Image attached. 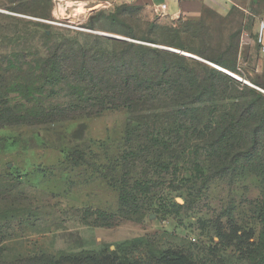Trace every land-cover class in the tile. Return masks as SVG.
<instances>
[{
  "label": "rangeland",
  "instance_id": "374dc122",
  "mask_svg": "<svg viewBox=\"0 0 264 264\" xmlns=\"http://www.w3.org/2000/svg\"><path fill=\"white\" fill-rule=\"evenodd\" d=\"M37 1L0 0V10L8 12H0V112L19 109V63L32 62L36 51H45L46 32L81 41L97 37L120 40L99 34L129 41L106 30L109 20L105 18L113 13H128L121 18L123 25L140 36L160 37L164 29H174L172 19L159 17L155 6L114 0H53L52 17L65 16L86 28L97 18L94 30L99 34L68 31L16 10L33 11ZM55 1L64 2L65 13ZM67 2H81L90 12L76 13L77 5L70 7ZM261 6L262 0H216L205 9L203 29L187 18L177 28L186 32L180 36L189 46L204 44L216 56H233L241 71L235 75L249 84L237 81L264 95L254 84H264L257 35ZM178 54L192 58L185 51ZM26 55L32 56L25 59ZM209 107L216 119L224 111L240 118V112L218 102ZM2 122L0 116V264H168L154 255L170 249L188 254L197 264H249L248 256L259 248L263 226L258 201L264 170L260 160L249 166L233 164L227 173L237 179L230 182L219 178L222 167L217 162L212 169L201 162L206 160L203 143L191 137L188 155L177 169L147 171L148 158L142 156L138 135L128 139L135 122L124 108L48 126ZM137 180L148 181V185L132 199ZM125 191L130 197L122 199ZM122 211H128L131 219H119ZM102 213L118 223L102 226L98 221ZM138 239L146 243L137 249H121Z\"/></svg>",
  "mask_w": 264,
  "mask_h": 264
},
{
  "label": "trees",
  "instance_id": "16d2710c",
  "mask_svg": "<svg viewBox=\"0 0 264 264\" xmlns=\"http://www.w3.org/2000/svg\"><path fill=\"white\" fill-rule=\"evenodd\" d=\"M52 2L38 0L33 11L19 7L16 10L49 20L53 18ZM205 9L198 21L187 19L189 23L203 29ZM126 15L113 13L110 19L105 18L109 20L105 28L129 41L99 37L81 41L44 33L45 51H36L32 62L19 63V109L0 112L1 124L48 126L124 108L135 122L128 139L132 134L138 135L142 156L148 158L147 171L169 172L175 166L177 169L188 155L191 137L200 138L203 143L206 160L201 162L210 169L216 162L222 167L219 178H228L230 182L237 179L235 174L227 173L237 162L249 166L260 160L264 165V95L217 70L220 67L240 75L234 57L228 53L216 56L204 44L192 47L184 43L180 34L186 32L177 28L185 18L183 15L171 20L174 29H164L160 37L133 33L121 21ZM96 19L92 18L88 27L95 32ZM143 43L185 51L218 68ZM254 82L264 90L263 83ZM217 102L232 107L235 113L240 112V118L234 119L232 113L224 110L220 118L212 117L209 106ZM133 156L137 157L135 153ZM190 164L200 168L197 163ZM260 178L258 208L263 229L259 248L247 258L249 264H264V170ZM143 185H148V181H135L132 199L143 193ZM128 196L125 191L122 199ZM131 216L128 211H122L119 219L128 220ZM98 221L102 226L118 223L105 213ZM145 243L144 239H138L126 242L121 249H137ZM154 256L168 264H197L178 250H159Z\"/></svg>",
  "mask_w": 264,
  "mask_h": 264
},
{
  "label": "built area",
  "instance_id": "2783aa9c",
  "mask_svg": "<svg viewBox=\"0 0 264 264\" xmlns=\"http://www.w3.org/2000/svg\"><path fill=\"white\" fill-rule=\"evenodd\" d=\"M214 1H216V0H214ZM123 2H125L126 4H136L137 0H126ZM61 4H64V2L63 1H55L56 7L59 8L61 6ZM156 9L158 11L159 17H169L172 20H176L175 16H173V15L170 16L169 6L167 3H163V4H160L159 6H156ZM0 12L1 13H8V12L3 11V10H0ZM84 19H87V17H84ZM33 20H35L37 22H41V23L49 25V26L56 27V28L65 29L68 31L99 34L98 32L92 31L86 27L81 26L80 24L69 22L68 19L58 17L55 14H54L53 18L49 19V20L36 19V18H33ZM257 35H258V44H259V54H260L261 58L264 60V20H260L258 23ZM216 68H218V67H216ZM236 78L241 80L245 84H249L248 82H246L245 80H243L239 77H236ZM258 90L264 93L263 90H261V89H258Z\"/></svg>",
  "mask_w": 264,
  "mask_h": 264
},
{
  "label": "crops",
  "instance_id": "0c3cea01",
  "mask_svg": "<svg viewBox=\"0 0 264 264\" xmlns=\"http://www.w3.org/2000/svg\"><path fill=\"white\" fill-rule=\"evenodd\" d=\"M126 0H114V2H123ZM216 2L214 0H137V5L140 7L150 6L153 8L155 6V10L158 13L156 6L160 4L167 3L168 6L171 7L172 10L169 11L173 13V16L183 15L185 18L191 21H198L203 14V11L206 7H210L213 3ZM55 9H57L55 7ZM68 9V7H67ZM172 11V12H171ZM258 23L260 20H264V1L262 3L261 9L259 11V15L257 16Z\"/></svg>",
  "mask_w": 264,
  "mask_h": 264
},
{
  "label": "bare ground",
  "instance_id": "6f19581e",
  "mask_svg": "<svg viewBox=\"0 0 264 264\" xmlns=\"http://www.w3.org/2000/svg\"><path fill=\"white\" fill-rule=\"evenodd\" d=\"M66 3V2H65ZM67 5L68 6H70V7H73L74 5H77L76 7H75V12L76 13H79V12H82L83 14H88V12H90V11H87V9H85V6H84V4L83 3H81V2H67ZM60 11L62 12V13H65L66 12V10L64 9V6H60ZM82 14V15H83ZM64 18H65V16H64ZM185 54V53H184ZM218 67V66H217ZM220 68V67H219ZM231 75H233V76H235V77H238V76H236V75H234V74H231Z\"/></svg>",
  "mask_w": 264,
  "mask_h": 264
},
{
  "label": "water",
  "instance_id": "95a60500",
  "mask_svg": "<svg viewBox=\"0 0 264 264\" xmlns=\"http://www.w3.org/2000/svg\"><path fill=\"white\" fill-rule=\"evenodd\" d=\"M100 35L105 36V37H110V38H116V39H120V40H125V39H121V38H119V37H114V36L107 35V34H100ZM164 49H167V48H164ZM167 50L173 51V52H175V53H180L179 51H176V50H173V49H167ZM188 56H189V55H188ZM189 57L195 58V57H193V56H191V55H190ZM206 63H207V62H206ZM207 64H210V63H207ZM210 65H211V64H210ZM211 66L215 67L214 65H211ZM215 68H216V67H215ZM219 70L222 71L221 69H219ZM222 72L228 74L229 76L235 78L236 80H239V79H237L236 77H234L233 75H231V73H229V72H227V71H224V70H223ZM239 81H241V80H239ZM241 82H242V81H241Z\"/></svg>",
  "mask_w": 264,
  "mask_h": 264
}]
</instances>
